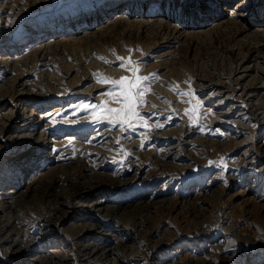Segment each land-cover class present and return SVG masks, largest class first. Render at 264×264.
<instances>
[{"label":"rangeland","instance_id":"obj_1","mask_svg":"<svg viewBox=\"0 0 264 264\" xmlns=\"http://www.w3.org/2000/svg\"><path fill=\"white\" fill-rule=\"evenodd\" d=\"M235 3L0 0V264H264V0ZM137 75L147 127L93 123Z\"/></svg>","mask_w":264,"mask_h":264},{"label":"snow or ice","instance_id":"obj_2","mask_svg":"<svg viewBox=\"0 0 264 264\" xmlns=\"http://www.w3.org/2000/svg\"><path fill=\"white\" fill-rule=\"evenodd\" d=\"M245 6H246V0H237V3L233 6V11L229 13L230 16H235L236 12L235 9H239L240 13L243 14L245 12ZM132 51L131 49L129 50ZM101 59H103L101 57ZM124 57L119 56L117 57L118 67L120 68H126L127 71H135L139 72L140 69L133 70L131 67V58H129V64L126 66L124 64ZM152 75H158V74H152ZM150 76H139L137 75L134 80L130 79L128 76H123L119 80H103L102 83L109 84L111 83L113 86H118L124 93L122 98H117L115 102L122 103L125 105L124 108L120 109H106L107 115L102 116L99 112L93 113V123H106L110 124L113 127L116 125H119L120 128L125 132L129 131H136V124L134 122L135 120L140 121V126L146 128L147 125L145 123L146 119L150 118L146 114H142L141 112L137 111L138 107H143V103L137 102V98L142 97L145 94L146 88L150 86L148 83L150 81ZM143 82V83H142ZM102 94H111V93H102ZM183 95H188L187 92L182 93ZM76 107L81 108L83 111H89V109H96L97 104L92 103L89 105V103H84L82 105H77ZM154 107V106H153ZM73 112H75V108L72 109ZM114 114V115H113ZM59 115V114H58ZM153 116L155 114H152ZM170 119V118H169ZM159 127L163 128L164 125L161 123ZM202 130V129H201ZM117 144H119V140L116 141ZM143 148V145H141ZM59 152V150H56ZM222 168L225 170L227 169L226 165H222ZM227 183V181H224Z\"/></svg>","mask_w":264,"mask_h":264},{"label":"bare ground","instance_id":"obj_3","mask_svg":"<svg viewBox=\"0 0 264 264\" xmlns=\"http://www.w3.org/2000/svg\"><path fill=\"white\" fill-rule=\"evenodd\" d=\"M25 122V120L24 121H22V123L23 124H21L19 127H18V129H20V130H25V131H27V132H29L28 134H25V135H23V136H18V137H16V138H18V144H20V143H22V142H26V141H24L25 139L26 140H31V138H32V133H30V132H33L34 131V127H32V125H30V124H26V123H24ZM27 143V142H26ZM90 208V207H89ZM92 209H93V211L94 212H96V213H101V212H103V210H104V207L103 206H101L99 203H96L95 202V204L94 205H92V207H91ZM13 209V208H12ZM1 219V218H0ZM3 219V218H2ZM6 220V219H5ZM3 226H4V228H2V227H0V235H1V233L4 231H7L8 229H9V227H10V224H11V221H10V219H8V220H6L5 222H3ZM12 227V226H11ZM100 228H102L101 226H97V228H96V226H89V227H87L86 229L84 228V230H83V233H85V232H87V233H89V232H92V231H94V230H99ZM39 239L37 238L36 240L34 239H31V241H28V240H11V241H9V243L8 244H10V246H8V249H6L7 251H6V253H5V255H12V254H17V255H24L25 253H26V250H27V248L29 247V244H32V243H36V241H38ZM91 245V244H90ZM85 250H90V248L88 247V246H86L85 247ZM101 252H102V254H106V253H108V252H114V248H107V249H102V250H100ZM62 252V254L61 253H57V256H60L59 258L60 259H62V260H65V259H67L68 257H69V252L68 251H65V250H62L61 251ZM30 261L33 263V262H35V260L34 259H30ZM56 264V263H55Z\"/></svg>","mask_w":264,"mask_h":264}]
</instances>
